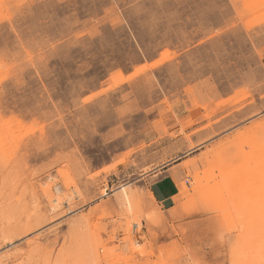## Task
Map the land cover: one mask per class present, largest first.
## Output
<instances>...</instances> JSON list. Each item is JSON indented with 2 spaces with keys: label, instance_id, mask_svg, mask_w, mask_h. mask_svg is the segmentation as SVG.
<instances>
[{
  "label": "rangeland",
  "instance_id": "1",
  "mask_svg": "<svg viewBox=\"0 0 264 264\" xmlns=\"http://www.w3.org/2000/svg\"><path fill=\"white\" fill-rule=\"evenodd\" d=\"M263 55L264 0H0V264H264Z\"/></svg>",
  "mask_w": 264,
  "mask_h": 264
},
{
  "label": "crops",
  "instance_id": "2",
  "mask_svg": "<svg viewBox=\"0 0 264 264\" xmlns=\"http://www.w3.org/2000/svg\"><path fill=\"white\" fill-rule=\"evenodd\" d=\"M180 120L176 117L166 118L164 120L165 128L169 131L179 129L180 125H176V121L180 124ZM196 156L197 154L190 152L174 162H169L159 170L158 179L151 183L150 193L153 199L164 209H173L176 198L183 191V183L189 180L191 174L199 170L194 163Z\"/></svg>",
  "mask_w": 264,
  "mask_h": 264
}]
</instances>
